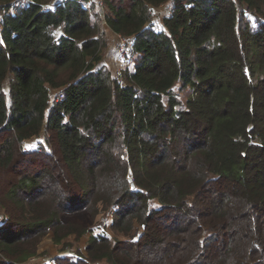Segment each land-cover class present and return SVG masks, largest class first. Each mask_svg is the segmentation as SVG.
<instances>
[{"label":"trees","instance_id":"1","mask_svg":"<svg viewBox=\"0 0 264 264\" xmlns=\"http://www.w3.org/2000/svg\"><path fill=\"white\" fill-rule=\"evenodd\" d=\"M95 6L0 0V264L105 207L127 239L92 236L86 257L56 264H264V0ZM116 34L135 56L119 75L102 64Z\"/></svg>","mask_w":264,"mask_h":264},{"label":"rangeland","instance_id":"2","mask_svg":"<svg viewBox=\"0 0 264 264\" xmlns=\"http://www.w3.org/2000/svg\"><path fill=\"white\" fill-rule=\"evenodd\" d=\"M92 1L94 4L96 3L95 9L93 10L96 12L101 11L98 4L103 6V0ZM103 7H106V4ZM170 7L171 4L169 5L168 3L154 9L153 21L162 23V18L169 13ZM103 43L102 64H106L115 75H119L124 68L133 67V59L135 56L131 48L132 40L125 39L124 43H121L116 35H107ZM41 145H48L45 131L41 135L23 143L21 148L18 149V152L27 161L35 157L27 154L34 153V151L41 148ZM8 189L9 176L6 173H0V197H3ZM153 203L155 207L159 206L156 200ZM114 211L115 208L106 209L105 207L96 217L95 221L89 225H81L86 218V213L81 216L80 214L65 215L62 221L66 225L64 230L67 234L59 241H56L54 238L55 234L51 232L42 240L38 252L22 264H56L57 258L71 257L74 260H78L81 257H86L88 255L87 246L92 236L101 235L108 237L113 242L127 239L123 233H117L111 227L114 220ZM4 214L5 210L0 206V219H2ZM142 232L143 227L135 224V229L131 234L137 233L136 236L139 237V234H142ZM101 264H107V262L102 261Z\"/></svg>","mask_w":264,"mask_h":264},{"label":"built area","instance_id":"3","mask_svg":"<svg viewBox=\"0 0 264 264\" xmlns=\"http://www.w3.org/2000/svg\"><path fill=\"white\" fill-rule=\"evenodd\" d=\"M63 1H66V0H63ZM55 6H56V4L55 3H53L52 5H50V7L48 8V9H51V10H55ZM84 6H85V8H87V9H89V4L87 3H85L84 4ZM91 11V10H90ZM92 13V12H91ZM92 15H94L93 13H92ZM0 29H1V20H0ZM116 36L118 37V39H119V41L121 42V43H124V41H125V38L123 37V36H121V35H117L116 34ZM54 98V97H53ZM60 98H63V93H61L60 94Z\"/></svg>","mask_w":264,"mask_h":264},{"label":"water","instance_id":"4","mask_svg":"<svg viewBox=\"0 0 264 264\" xmlns=\"http://www.w3.org/2000/svg\"><path fill=\"white\" fill-rule=\"evenodd\" d=\"M128 180H129V182L131 183V187L133 188V189H135V183H134V177H133V172H132V170H129V173H128Z\"/></svg>","mask_w":264,"mask_h":264},{"label":"bare ground","instance_id":"5","mask_svg":"<svg viewBox=\"0 0 264 264\" xmlns=\"http://www.w3.org/2000/svg\"><path fill=\"white\" fill-rule=\"evenodd\" d=\"M93 17H94V19H95V21H99V19L95 16V15H93Z\"/></svg>","mask_w":264,"mask_h":264}]
</instances>
